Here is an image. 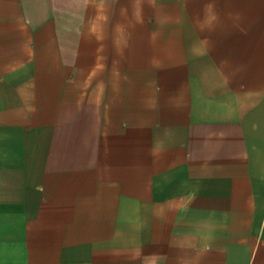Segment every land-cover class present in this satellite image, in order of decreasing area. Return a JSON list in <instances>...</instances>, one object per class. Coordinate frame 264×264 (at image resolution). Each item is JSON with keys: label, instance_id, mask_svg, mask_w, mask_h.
<instances>
[{"label": "crops", "instance_id": "1", "mask_svg": "<svg viewBox=\"0 0 264 264\" xmlns=\"http://www.w3.org/2000/svg\"><path fill=\"white\" fill-rule=\"evenodd\" d=\"M0 264H264V0H0Z\"/></svg>", "mask_w": 264, "mask_h": 264}, {"label": "clouds", "instance_id": "2", "mask_svg": "<svg viewBox=\"0 0 264 264\" xmlns=\"http://www.w3.org/2000/svg\"><path fill=\"white\" fill-rule=\"evenodd\" d=\"M209 7H211V6H209Z\"/></svg>", "mask_w": 264, "mask_h": 264}]
</instances>
